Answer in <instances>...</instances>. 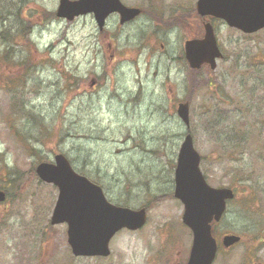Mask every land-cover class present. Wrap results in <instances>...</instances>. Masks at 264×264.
I'll return each mask as SVG.
<instances>
[{
	"label": "rangeland",
	"instance_id": "obj_1",
	"mask_svg": "<svg viewBox=\"0 0 264 264\" xmlns=\"http://www.w3.org/2000/svg\"><path fill=\"white\" fill-rule=\"evenodd\" d=\"M165 1L169 27L146 11L124 24L113 13L100 30L93 13L57 17L59 0H0V264H186L193 236L174 179L187 131L209 184L236 191L213 231L242 240L214 264H245L252 247L264 263V28L212 20L224 56L192 71L184 43L208 19L197 0ZM184 99L188 129L176 112ZM59 152L110 201L147 208L107 257L75 256L68 225L50 222L58 188L36 166Z\"/></svg>",
	"mask_w": 264,
	"mask_h": 264
},
{
	"label": "water",
	"instance_id": "obj_2",
	"mask_svg": "<svg viewBox=\"0 0 264 264\" xmlns=\"http://www.w3.org/2000/svg\"><path fill=\"white\" fill-rule=\"evenodd\" d=\"M196 6L199 14L222 18L229 26L243 32L264 27V0H197ZM141 10L127 6L121 0H60L56 15L72 20L92 12L99 29H103L109 14L119 12L123 23ZM204 30L201 38L185 41V55L192 68H199L204 63L215 68L217 58L223 55L212 23H204ZM177 113L189 126L188 101L178 103ZM200 161L201 155L188 132L178 152L174 189V195L184 204L183 222L193 232L186 264H213L218 242L212 234V222L221 218L227 200L234 197L231 187H214L207 182ZM36 173L58 188L51 223H67V241L75 256H107L111 252L110 240L119 230H136L147 221L146 207L132 208L111 202L103 187L77 171L62 152L55 154L52 162H39ZM4 199L5 192L0 190V200ZM239 240V235L227 233L222 237V244L229 247Z\"/></svg>",
	"mask_w": 264,
	"mask_h": 264
},
{
	"label": "flooded vegetation",
	"instance_id": "obj_3",
	"mask_svg": "<svg viewBox=\"0 0 264 264\" xmlns=\"http://www.w3.org/2000/svg\"><path fill=\"white\" fill-rule=\"evenodd\" d=\"M157 2H155L154 3V6L156 7V9L155 8H152V7H148L147 6V3H149V0H145V6H142V5H136V6H139V7H141L142 8V11H141V13L139 14V15H137V16H135L134 18H132V19H129V20H127V21H125V22H129V21H133V20H136V18L138 17V16H140V15H142L144 12H146L147 11V13L148 12H150L149 13V15L148 16H153V14H155V15H157V17L158 18H161V20L159 21H153V22H155L158 26H162V24H164V25H166L167 27H169V15H162L163 14V11H167V12H169V6L167 7V8H164L163 9V7H164V5L166 4V5H168L169 4V2H166L165 0H156ZM167 1H169V0H167ZM196 5V4H195ZM145 8V9H144ZM191 10H194V8H190V11ZM205 19H208L209 21H212V20H215V19H221V18H218V17H215V16H205L204 17ZM154 20V19H153ZM204 21V20H203ZM125 22H123V24L125 23ZM223 56H224V53H223ZM223 56L221 57V58H223ZM221 58H219V59H221ZM218 59V60H219ZM218 60H217V63H216V67H217V65H218ZM205 67H208V68H210V65L208 64V63H204V64H202L201 66H200V68L197 70V71H201V70H203V68H205ZM211 69V68H210ZM226 232H233V231H226ZM226 232H224V233H226ZM241 235V234H240ZM241 240H242V235H241V239L237 242V243H235V244H233V245H231L229 248H224V250H229L230 248H233L234 246H236L237 244H239L240 242H241ZM256 249V248H255ZM255 249H253V247L252 248H249V250H250V257H249V259H248V262L247 263H245V264H264L263 262H257L256 260H255V256H253L254 255V252H255Z\"/></svg>",
	"mask_w": 264,
	"mask_h": 264
},
{
	"label": "trees",
	"instance_id": "obj_4",
	"mask_svg": "<svg viewBox=\"0 0 264 264\" xmlns=\"http://www.w3.org/2000/svg\"><path fill=\"white\" fill-rule=\"evenodd\" d=\"M30 114H31V115H34L31 111H30ZM49 134H50V133H49Z\"/></svg>",
	"mask_w": 264,
	"mask_h": 264
}]
</instances>
